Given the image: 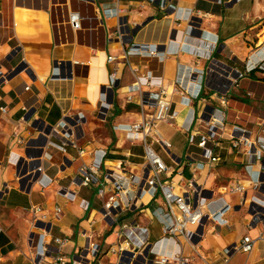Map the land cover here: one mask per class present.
I'll list each match as a JSON object with an SVG mask.
<instances>
[{
  "label": "crops",
  "instance_id": "0c3cea01",
  "mask_svg": "<svg viewBox=\"0 0 264 264\" xmlns=\"http://www.w3.org/2000/svg\"><path fill=\"white\" fill-rule=\"evenodd\" d=\"M0 77V264H33L36 219L64 264L180 252L189 264H264V0H0ZM156 93L175 115L145 139L168 167L160 179L202 200L186 235L163 234L164 199L144 186L143 136L130 129ZM208 126L214 162L196 144ZM97 164V182L81 184ZM244 236L252 250L232 251Z\"/></svg>",
  "mask_w": 264,
  "mask_h": 264
},
{
  "label": "built area",
  "instance_id": "2783aa9c",
  "mask_svg": "<svg viewBox=\"0 0 264 264\" xmlns=\"http://www.w3.org/2000/svg\"><path fill=\"white\" fill-rule=\"evenodd\" d=\"M161 6L165 7V2H161ZM68 21L70 23L71 28L74 30H78L81 26V16L77 11H71L68 14ZM111 56L108 57V60H111ZM2 78V77H0ZM113 81V76H112ZM163 93V91H161ZM154 94V112L149 120H142L136 123H133L130 129L134 132L140 133L143 136V142L145 146V178H144V186L146 190L150 191L152 194L155 193L157 190H160L162 193L164 204L166 206V215L169 218L168 224L163 227V234L167 236H175L177 234L186 235L189 232V227L191 226H199L201 224L203 215L200 210V206L202 204V200L196 202L194 205L189 192L184 191L181 193H176L173 190L171 184H168L166 181L160 179V175L165 173L168 170L166 164L162 161L160 156L152 149L149 143H146L145 139L149 136L150 131L155 129L156 124L158 122L164 121H171L174 119V113L170 111L171 104L168 100L161 98L160 94ZM218 138V134L213 129L212 126H208L207 130L204 134L199 136V140L196 142L197 146L208 150L210 154L206 158L210 162H214L218 160L217 156L211 154L210 148L207 146L208 143H213ZM233 139V144L236 147L241 146L242 140L239 137H231ZM165 150H168L170 144L160 138L157 140ZM189 142H194V138L191 136L189 138ZM260 156V155H259ZM257 156V157H259ZM98 167L97 165H92L89 168H81L80 172V183L85 184H94L97 182L95 177V170ZM264 173V170H263ZM115 189L117 191L121 190L122 184L116 180H113ZM258 182V181H257ZM256 182V183H257ZM255 183V184H256ZM189 186L194 191L193 183L190 182ZM242 186L240 185H232L229 186V191L235 190H242ZM111 207L110 202H107L104 206L105 213L104 217H110V214L107 210ZM61 213L60 208H57L54 212V217L58 218ZM220 218V216H219ZM220 220L225 221L224 219L220 218ZM32 227L34 229H39L40 231L35 232L32 231L31 237L29 240V246L32 252V260L33 264H41L42 260L46 257L54 258L60 264H64L65 260L59 254H55L53 252V247L46 245V236L49 232V225L47 222L42 219H36L32 223ZM127 227H123L121 230L122 233H125V238L128 239L131 237L133 231H127ZM144 233V230H140ZM198 236L200 235L197 233ZM54 242L58 246H62L65 241L63 239L54 238ZM89 244V242H88ZM253 248V240L250 236H244L240 245L238 247L231 248L232 251L240 250L243 252H249ZM99 246L97 244H89L88 251L90 254L95 257L98 253ZM156 264H189L188 259L183 257L181 252L177 255L169 258L165 255L159 256L157 259L154 260Z\"/></svg>",
  "mask_w": 264,
  "mask_h": 264
}]
</instances>
